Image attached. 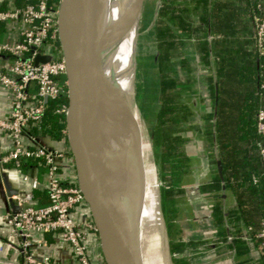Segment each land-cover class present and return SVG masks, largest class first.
Here are the masks:
<instances>
[{
	"label": "crops",
	"instance_id": "obj_1",
	"mask_svg": "<svg viewBox=\"0 0 264 264\" xmlns=\"http://www.w3.org/2000/svg\"><path fill=\"white\" fill-rule=\"evenodd\" d=\"M254 2L258 1L158 0L159 101L163 77L167 81L165 95L180 104L177 116L181 119L172 133L176 139L173 163L178 183L173 185L169 217L163 198V189L169 185L163 181L160 165L162 201L172 250L182 255L184 264H264L261 239L256 237L261 229V214L246 187L228 183L224 170L223 179L220 177L217 159L221 155L213 122L218 114L219 68L224 65V77L231 79L238 66L252 63L256 54ZM15 5L17 0H0V9ZM6 39H11L9 26L1 24L0 40ZM151 53V58L144 55L145 69H151L154 48ZM7 62L0 57V65ZM146 85L149 91L151 87ZM184 108L189 109L185 118ZM10 109L8 92L0 88V118L9 117ZM64 133L61 139L49 136L43 140L55 147H69L67 132ZM10 147L9 137L0 129V157ZM162 150L160 145L158 153ZM24 173L28 180L12 163H0V264H23L22 257L13 249L16 240L4 219L5 212L12 211L6 183L15 188L13 197L33 193L34 205H42L41 197L35 195L36 189L46 191L44 164L34 165ZM34 180L38 181L37 188H33ZM195 185L199 194L189 193L187 189ZM34 241L36 258L74 264L69 246L54 234H36ZM175 244L179 246L175 248Z\"/></svg>",
	"mask_w": 264,
	"mask_h": 264
},
{
	"label": "water",
	"instance_id": "obj_2",
	"mask_svg": "<svg viewBox=\"0 0 264 264\" xmlns=\"http://www.w3.org/2000/svg\"><path fill=\"white\" fill-rule=\"evenodd\" d=\"M105 0H59L57 25L66 64L67 142L75 162L78 185L89 206L105 264H144L130 242L129 226L142 208L149 163L157 195V223L152 213L144 221L146 252L155 264H175L163 209L162 183L155 159L153 132L139 103L138 67L144 2L122 15L124 2L109 0L108 16L100 22ZM142 11V15H141ZM140 13V16H139ZM124 16L123 21L119 18ZM54 58L38 51L35 64ZM0 88H7L0 82ZM216 114L214 125H216ZM37 141L55 147L43 139ZM223 179V165L217 159ZM101 180L100 186L98 180ZM12 211L20 207L9 183ZM199 194L197 185L187 189ZM157 218V219H158ZM163 242V248L157 246Z\"/></svg>",
	"mask_w": 264,
	"mask_h": 264
},
{
	"label": "built area",
	"instance_id": "obj_3",
	"mask_svg": "<svg viewBox=\"0 0 264 264\" xmlns=\"http://www.w3.org/2000/svg\"><path fill=\"white\" fill-rule=\"evenodd\" d=\"M254 16V41L264 57V0H258ZM58 7L49 0H32L23 5L0 9V23L9 26L11 39L0 40V57L8 62L0 65V82L7 88L11 102L9 117L0 118V129L10 139L9 151L0 163H13L24 180L28 174L21 161L41 158L47 168L46 190L49 203L32 204L34 194L13 197L19 211H8L4 219L16 242L13 249L23 264H58L49 257L36 258L33 253L36 234L52 233L67 244L74 264H105L100 252L98 234L89 206L78 185L75 162L69 147H47L38 143L32 127L40 123L45 102L67 94L66 64L63 59L57 25ZM38 51L54 54V58L35 64ZM60 111L67 112V106ZM258 132L264 134V108L257 113ZM64 132H67L66 130ZM264 163V145L260 146ZM38 181H33V188ZM257 237L264 251V220Z\"/></svg>",
	"mask_w": 264,
	"mask_h": 264
},
{
	"label": "trees",
	"instance_id": "obj_4",
	"mask_svg": "<svg viewBox=\"0 0 264 264\" xmlns=\"http://www.w3.org/2000/svg\"><path fill=\"white\" fill-rule=\"evenodd\" d=\"M29 1L32 0H17V5H23ZM49 4L53 8H57L59 0H49ZM254 8L256 12L259 11L256 4ZM1 24L3 25V23H0V27ZM223 66L219 68L221 84L216 130L224 175L228 183L248 189L261 214L262 228L264 220V163L259 151L260 146L264 145V134L258 132L257 113L264 107V57L256 51L253 62L238 66L231 79L228 75L224 77L225 68ZM62 79L64 80L65 76ZM161 84L162 94L154 129V142L161 145L163 149L162 153L157 152V156L160 158L163 181L169 185L163 189L165 212L169 217L168 206L172 203L173 185L178 183L173 163L175 159L173 147L176 139L172 133L175 126L180 124L181 119L177 116L180 104L165 95L167 81L163 77ZM67 105V94H61L45 102L42 119L39 124L32 127L31 132L34 134L41 132L42 135L61 139L65 135L66 116L60 109ZM234 108L235 114H233ZM184 110L182 116L185 118L189 109L184 108ZM41 163L44 164L41 158H26L21 161V169L25 172L32 166ZM35 195L41 197L42 205L49 203L47 190L36 189ZM178 246L175 244V248ZM174 261L176 264H184L179 252L175 253Z\"/></svg>",
	"mask_w": 264,
	"mask_h": 264
},
{
	"label": "rangeland",
	"instance_id": "obj_5",
	"mask_svg": "<svg viewBox=\"0 0 264 264\" xmlns=\"http://www.w3.org/2000/svg\"><path fill=\"white\" fill-rule=\"evenodd\" d=\"M135 2L136 0H132ZM144 2V20L141 33H140V58L139 67L137 71L138 83H139V103L141 104L142 113L145 119L147 127L152 130L154 135V129L159 110V71L157 65V40H156V24H157V4L158 0H143ZM142 15V11H141ZM140 16V13H139ZM146 27V28H145ZM155 50V58L152 63L151 69H145L144 67V55L146 58L152 57V49ZM146 83L151 87L149 91L146 89ZM153 145L155 151V159L159 167V175L161 178L162 186V171L160 169L159 156H157L160 145L155 144L153 137ZM137 227L135 225V231Z\"/></svg>",
	"mask_w": 264,
	"mask_h": 264
},
{
	"label": "bare ground",
	"instance_id": "obj_6",
	"mask_svg": "<svg viewBox=\"0 0 264 264\" xmlns=\"http://www.w3.org/2000/svg\"><path fill=\"white\" fill-rule=\"evenodd\" d=\"M124 2V9L122 12V15L129 12L134 6L136 5L137 1L133 2L132 0H122ZM108 2L109 0H105L104 6L98 9V15L100 22H102L103 16L101 15L104 14L108 16L109 14V7H108ZM158 7V4H157ZM125 17L121 16L119 18V25L120 22L123 21ZM146 28V27H145ZM146 172H147V177H148V182L146 184V194H145V199L142 205V208L140 210L139 215L136 217V219L131 222L129 226V234H130V242L131 246L134 249V252L136 255L143 261L144 264H155V260L152 258H149L146 252V244L145 240L147 238V232H145V225L144 221L147 219V216L152 213V216L155 220V223H157L158 218V212H157V195H156V188H155V179H154V174L153 171L149 165V163L146 165ZM98 185L100 186L101 180H98ZM158 218V219H157ZM135 225L137 227V230L135 231ZM161 240L159 239V243L157 246H160V248H163V242H160ZM163 264V263H162Z\"/></svg>",
	"mask_w": 264,
	"mask_h": 264
}]
</instances>
